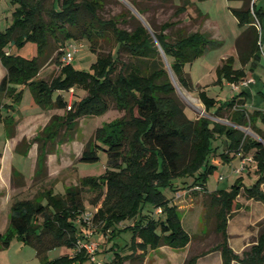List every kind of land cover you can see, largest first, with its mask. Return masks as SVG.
Returning <instances> with one entry per match:
<instances>
[{"label": "trees", "instance_id": "1", "mask_svg": "<svg viewBox=\"0 0 264 264\" xmlns=\"http://www.w3.org/2000/svg\"><path fill=\"white\" fill-rule=\"evenodd\" d=\"M8 1L14 5L12 22L0 31V60L6 69L0 80V121L4 124L5 135L11 137L14 134L17 121L13 115L1 113L2 108L14 109L21 99L22 89L15 84L28 86L34 102L40 107L64 110L62 115L53 114L33 137L38 142L35 178L46 173V155L51 152L47 142L54 141L61 129L64 130L63 138L70 139L80 117L105 113L109 101L124 114L96 127L80 154L79 161L94 163L103 151L107 158L103 173L82 176L78 184L66 186L63 193L49 187L33 198L13 201L7 227L0 233V245L7 246L10 235L16 234L35 248L42 264H75L88 259L85 251L50 260L45 258L50 249L58 246L74 248L76 241L85 236L84 223L79 220L76 224L75 220L86 210L82 192L87 187L95 193L89 202L93 206L92 221L99 231L102 234L109 231L110 239L126 233L120 238L121 247L113 243V255L106 264H125L137 250L141 251L134 257L142 263L150 248L163 244L185 246L191 235L184 229L176 205L171 201L174 195L167 197L163 188L174 191L182 188L180 183H186L185 180L178 184L173 180L186 176H192L188 182L190 186L204 188L207 175L215 166L209 161L216 148L213 141L222 136L227 142V151L221 153L226 162L235 153L253 150L256 178L246 186L240 175L226 188L209 193L215 207V229L222 236L212 249L221 251L222 264H231L233 259L246 264H264V231L242 257L229 247L226 232L227 217L241 190L248 198L264 201V191L260 188L264 183V131L256 124L257 120L264 123V111L254 109L249 112L246 109L244 90L222 101L210 97L199 87L197 95L205 110L213 109L212 114L218 117L226 112L231 123L206 116L190 118L175 93L162 58L163 55L169 60L178 83L192 91L195 85L185 65L218 46V41L200 29L185 32L182 28L170 40L165 32L173 26L170 21L161 23L153 32L139 22L131 30L118 27L112 19L103 22L96 19L98 25L93 21L81 23L83 12L90 15V20L97 18V10L104 0H51L48 6L46 0ZM179 1L175 15L191 5L190 0ZM242 1L241 7L231 8L239 25L246 26L235 42L241 67L234 68L233 57H227L216 68L217 83L223 79L238 82L245 77L244 66L251 58L257 60L260 56L255 20H260L261 13L254 3L251 6V0ZM139 11L143 12L140 8ZM99 27L110 30L118 53L120 50L128 52L133 59L130 63L118 66V56L97 53L96 42L103 37V29ZM78 38H85L96 53L88 70L75 69L71 63L61 62L63 47ZM50 39L59 49L55 59L59 72L50 79L39 78L40 67L50 56ZM26 40L37 43L36 54L31 58L5 50L10 42L22 44ZM248 68L253 70L254 64L249 63ZM71 88L73 93L67 108L69 97L65 94H69ZM259 93L264 98V91ZM241 126H251L262 139L245 134ZM25 140L23 138L22 142ZM29 146L27 143V148ZM12 176L20 178L22 174L13 170ZM196 257L191 256L187 264H194Z\"/></svg>", "mask_w": 264, "mask_h": 264}, {"label": "rangeland", "instance_id": "2", "mask_svg": "<svg viewBox=\"0 0 264 264\" xmlns=\"http://www.w3.org/2000/svg\"><path fill=\"white\" fill-rule=\"evenodd\" d=\"M190 2L191 5L186 11L175 15L174 11L176 5L180 4L179 0H135V2L132 0H104L103 6L97 10V18L90 20V15L83 12L80 21L81 23L93 21L95 25H98L99 22H97L96 19L101 22L112 19L116 22L118 27L127 30H131L139 22L145 24L150 32L158 29L161 23L170 21L173 22V26L165 31L169 34L170 40L175 38L179 28H182L185 32L200 29L208 34H212L214 40H217L218 36L221 37L222 34L226 39H230V35L234 31V25L233 22L229 20H227V22L225 20L221 0H217V2L216 0H190ZM45 3L48 6L51 4V0H46ZM195 7H197L204 15L209 14L208 20L202 14H199ZM139 8L143 10L142 13L139 11ZM13 10L14 5L10 1L0 0V31L5 30V28L11 24ZM209 20H214L216 22L209 23ZM99 28L103 29V37H100L98 42H96L97 53H110L115 58L118 56V66H121L122 63H130L133 59L128 52L120 50L118 53V45L116 44L114 36L110 30L107 27ZM75 41L79 45V48L73 55L74 58L71 61V65L75 69L88 70L90 69L91 63L95 60L96 53L91 50L90 44L85 38H78ZM214 49L218 51V54H221L222 47H216L210 50ZM5 50L8 53L31 58L36 54L37 43L33 40H26L22 44L10 42L6 45ZM234 50L235 51L231 52L236 54L237 57L236 47ZM58 51L59 49L56 47L52 39H50V56L41 65L37 75L39 78L50 79L59 72V67L57 63H55ZM224 51H226V48ZM207 53L205 52L206 55L197 57L191 64L185 65V69L190 74L192 82L195 85V88L192 91L183 88L178 83L169 65V60L163 55L162 58L164 66L175 87V93L182 101L184 110L190 118L196 119L200 116H206L212 120L230 124L231 122L227 119L226 112H223L222 116L218 117L212 114L213 109L206 111L203 103L197 95L199 85L196 83L200 82L204 85L210 82L213 77L215 78L214 70L222 60V58L218 56L215 61H213L215 56L214 53L209 54V56H207ZM259 61L261 64H264V56H262ZM5 72L6 69L0 60V80ZM213 81H211L209 83L211 85L206 88V92L210 97L225 101L239 92L234 91L231 86H226L225 83L223 84V88L215 86L216 88L214 89L212 88ZM15 86L22 89V95L20 101L16 103L15 108L10 110V113H13V116L17 120L14 126V138L12 137L5 140L4 124L0 122V161L3 162L4 160V163H6V167L0 171V233L6 227L7 212L9 206L14 200L33 198L39 191L49 187H52L55 192H63L66 186L78 184L79 179L82 176H100L107 166L105 153L100 151L99 160L94 163L79 161L80 154L96 127H99L106 122H110L124 114L123 110L116 108L113 101H109V108L105 113L99 116L80 117L77 120L76 128L70 139L63 138L64 130L61 129L59 135L54 141L47 142V148L51 149V152L46 155L45 174L40 175L38 178H35L34 174L31 178L24 174L20 178H14L12 173H8L10 172L9 169L11 164H13L20 172L25 173L31 166L30 161L32 156L33 158L35 156L33 168V171H35L38 142L34 141L33 137L46 125L53 114L62 115L64 113V110L61 108H44L45 117L41 114L33 117L34 113L40 106L34 104L30 88L21 84H15ZM78 92L81 93L80 91ZM69 94H65V96L69 97ZM4 101L8 100L4 99ZM6 113V109L2 110V115H5ZM26 115L32 116L25 117ZM257 125L262 131H264V123L259 121L257 122ZM241 130L247 135L262 139L251 126H241ZM65 133H67V131H65ZM21 136L26 140L20 142L19 137ZM60 138H63V140L60 141ZM27 143L30 144L28 155L21 152H15L12 156L6 155L9 153L10 147L18 150L20 147H26ZM213 145L216 148L209 156V161L215 166L212 172L207 175L205 181L208 190H215L218 184L229 186L234 179L240 175L243 177L244 184L246 186L250 185L254 180V176H256V167L254 166L255 163L252 157L253 150L243 153L226 162L221 155V153L227 151V142L225 138L222 136L218 137V139L213 141ZM229 155L232 154L230 153ZM241 163L243 166V169L239 172L241 174L231 175V168L239 167ZM220 176H223V178L219 179ZM181 180H185L186 183H180ZM191 180L192 176L175 178L173 181L177 184L180 183L183 187L176 189L180 193L179 197L171 199L176 205L180 218L186 220L184 226L191 235V240L188 242L190 251L184 252L186 253L184 259L182 258V252L177 251L178 253L175 254L174 252L171 257L169 255L163 256L164 261L167 264H187L188 259L191 256L196 255L197 257L194 264H199V262L200 264H222L221 251H213L219 249H212L221 241L222 236L221 233L215 229V207L210 202V192L204 191L203 189H197L195 187L197 185L190 186L188 182ZM260 188L264 191V183L260 185ZM163 192L170 198L175 195L176 191L166 187L163 188ZM94 195L95 193L87 187L83 190L82 198L86 211H92L93 206L89 201ZM235 201L236 205L232 208L230 215L227 217V242L229 237L232 242L236 241V246L240 245L242 241L244 244L241 249L236 248L234 243L232 248L228 243L233 252L239 257H242L244 251L248 250L254 240L257 239L258 235L264 231V201L248 198L243 190L238 194ZM158 209H160V207H158L157 210ZM80 217L75 220L76 224L81 220ZM189 220H191V222ZM94 224L95 223H93L91 227L93 233L90 240L97 244L94 253L95 260H90L89 256L88 259L75 264H106L112 258L114 249L112 250L111 247L113 246V243H115L117 247H121L122 245L120 238H124L126 233L117 236L116 239H110L109 231L102 234L101 231H99V228ZM229 231L231 234H229ZM195 232L199 234H194ZM202 242H204V245H202ZM74 252L75 250L72 247L58 246L50 249L45 258L50 260L63 255H73ZM217 253L220 255L218 256L219 260H211L217 255ZM155 259H157L156 256L154 258H148L145 260L144 264H153ZM0 264H42V260L37 256L36 250L32 245L24 243L16 234H11L8 245L5 247L0 245ZM231 264L246 263L233 259L231 260Z\"/></svg>", "mask_w": 264, "mask_h": 264}, {"label": "crops", "instance_id": "3", "mask_svg": "<svg viewBox=\"0 0 264 264\" xmlns=\"http://www.w3.org/2000/svg\"><path fill=\"white\" fill-rule=\"evenodd\" d=\"M222 2V4H223V8H222V10H223V13H224V17H225V20L227 21V20H229V21H231V22H233V25H234V31H233V33H231V35H230V39L228 40V39H226L225 38V36H223V34L221 35V37H219L218 36V38H217V40H218V46H215V48L217 47V48H220V47H222V49H221V54H218V51H216L215 49L214 50H210V51H208V55L207 56H209V54H213L214 53V60L213 61H215V59H216V57H218V56H220L221 58H222V60H221V62H220V64L222 63V61L224 60V59H226L227 57H233V59H234V62H233V67L234 68H239V67H241V63H240V61H239V59H238V55H237V57H236V54H234V53H232L231 51H235L234 49H235V47H236V45H235V42H236V39H237V37L239 36V34L244 30V28L246 27L245 25H243V26H241V25H239V23H238V21H237V18L235 17V15L233 14V12L231 11V8H239V7H241V5H242V3H243V1L242 0H221ZM216 2H217V0H216ZM255 4V8L257 9V10H259V12L261 13V17H260V20H257V22H258V24H259V36H258V40H260V43H261V49H260V56H259V59H257V60H254V59H250V62H248L245 66H244V69H245V71H246V74H245V77H252L253 79H254V82L252 83V84H250V85H248L247 87H244V88H241L240 89V91L241 90H244L245 92H246V94H245V96H246V104H245V107H246V109L249 111V112H251V111H253L254 109H258V110H262V111H264V98H262L261 97V95H260V93H259V91H264V64H261L260 63V58L262 57V56H264V0H251V6H252V4ZM196 8V10H197V12H200L207 20H208V15L209 14H206V15H204L201 11H199L198 10V8L197 7H195ZM207 13H209V12H207ZM251 13L254 15V13H253V11L251 10ZM255 16V15H254ZM210 22H216V21H214V20H209V23ZM228 22V21H227ZM205 32V31H204ZM211 37H213V35L212 34H209ZM225 48H226V51H224L225 50ZM212 49V48H211ZM224 49V50H223ZM212 51V52H211ZM223 51V52H222ZM227 53V54H226ZM238 54V53H237ZM203 55H206L205 53L203 54ZM253 63L254 64V69L253 70H251V69H249L248 68V65H249V63ZM220 64H218L217 66H216V68L220 65ZM238 64V65H237ZM216 68H215V70H214V72H215V78L213 79H211V81H213L214 83L212 84V88H216L215 86H220V87H222L223 88V84L225 83V85L227 86H230V82H228V81H226L225 79H223L222 80V82L221 83H217L216 81H217V74H216ZM210 81V82H211ZM210 82H208V83H206V84H201L200 82H197L196 84H198L199 85V87H201L202 89H204L205 91H207L206 90V88H207V86H209V85H211V84H209ZM55 93H57V91L55 92ZM64 93V92H63ZM207 93V92H206ZM65 94V93H64ZM67 94V93H66ZM208 94V93H207ZM33 102H34V100H33ZM34 104H36L35 102H34ZM2 110H5L4 108H2L1 109V113H2ZM7 111V113L5 114V115H7V114H11V115H13V113H10V110H6ZM38 114H41L42 116H44L45 117V113H44V108H42V107H39L38 109H37V111L34 113V115H33V117L35 116V115H38ZM4 116V115H3ZM32 115H30V116H25V117H31ZM14 117V116H13ZM15 118V117H14ZM47 119V118H46ZM260 120H257V122H259ZM0 122H2V121H0ZM257 122H256V124H257ZM261 122V121H260ZM3 123V122H2ZM262 123V122H261ZM258 126V125H257ZM4 130H5V128H4ZM14 138V134L11 136V137H7L6 135H5V140H7V139H10V138ZM22 137V136H21ZM19 137L20 138V142H22V139L24 138V137ZM22 144V143H21ZM30 147V146H29ZM28 147V148H29ZM27 148V146L26 147H24V148H18V150H15L14 148L12 149L11 147H10V150H9V153H7L6 155L7 156H9V155H14V153L15 152H21V153H23V154H26V155H28V149ZM27 149V150H26ZM25 150H26V152H25ZM241 154L240 153H235V155H234V157H237V156H240ZM7 156H6V159H7ZM32 156V155H31ZM233 157V158H234ZM6 159H5V162H6ZM11 159H12V157H11ZM34 160H35V156H34V158H33V156H32V159H31V161H30V164H31V166H30V168L28 169V171L27 172H25V173H22V172H20L18 169H16L15 167H14V165L13 164H11V167H10V172H8L9 174H11L12 173V171L14 170L15 172H20L22 175L24 174L25 176L27 175L28 177H32L33 176V168H34ZM240 162H241V160H240ZM255 166V165H254ZM4 167H6V163H4V160H3V162L2 161H0V171H2V169L4 168ZM231 170H232V168H231ZM235 174H241V173H235V172H232L231 173V175H235ZM256 178V176H254V178L253 179H255ZM224 180V179H223ZM222 180V181H223ZM254 181V180H253ZM252 181V182H253ZM262 185V184H261ZM65 187V186H64ZM227 187V185H219L218 184V186H217V188L216 189H224V188H226ZM203 190L204 191H207V192H211L210 190H208V188H207V186H206V184L204 185V188H203ZM55 192V191H54ZM64 192V191H63ZM63 192H58V193H63ZM176 192H178L177 190H176ZM184 193V192H183ZM17 200V199H16ZM15 201V200H14ZM11 206V205H10ZM10 206H9V209H10ZM235 207V206H234ZM9 209H8V212H7V224H8V218H9ZM181 219V218H180ZM185 221L186 220H182L181 219V223H182V225H183V227H184V229L187 231V229L185 228ZM190 222H191V220H189ZM7 224H6V227H7ZM6 227H5V229H6ZM4 229V230H5ZM4 230L1 232V233H3L4 232ZM188 232V231H187ZM189 233V232H188ZM194 234H199V233H197V232H195ZM229 234H231L230 233V231H229ZM190 235V234H189ZM203 235V234H202ZM191 240V239H190ZM190 240H189V242H190ZM236 242V241H235ZM235 242H232V240H231V238L229 237V240H228V243H229V245L233 248V243H234V245L236 246V243ZM243 242L241 241V243H240V245H237L236 246V248H238V249H241L242 248V246H243ZM202 245H204V242H202ZM190 246H189V244L187 243L185 246H183V247H180V248H172V247H170V246H168V245H160V246H157V247H155V248H150V249H148V252L146 253V255H145V257H144V260L142 261V263H140L139 262V260L137 259V258H135L134 256H136V255H138L139 253H140V251L141 250H137V252L134 254V256L133 257H131V258H128L126 261H125V264H144V262H145V260H147L148 258H154L155 256L157 257V259H155V262L153 263V264H167L165 261H164V258H163V256H173V254H174V252H175V254L176 253H178V252H182V258L184 259V257L186 256V253H184V252H187V251H190V248H189ZM163 251V252H162ZM178 251V252H177ZM213 251H220V250H213ZM160 252H162V253H160ZM218 256H220L219 255V253H217V255L216 256H214V258L213 259H211V260H214V261H216V260H219L218 258ZM210 260V261H211ZM208 261V260H207ZM199 264H200V262H199Z\"/></svg>", "mask_w": 264, "mask_h": 264}, {"label": "built area", "instance_id": "4", "mask_svg": "<svg viewBox=\"0 0 264 264\" xmlns=\"http://www.w3.org/2000/svg\"><path fill=\"white\" fill-rule=\"evenodd\" d=\"M255 25L259 30V24L257 22V20H255ZM258 45L261 49V43L260 40H258ZM79 48V45L77 44L76 41L71 40L69 42L66 43V45L63 47L62 51V56H61V62L63 64H69L71 63V61L74 58V54L77 52ZM254 82V79L252 77H243L241 80H239L238 82H230V86L234 91H240L241 88L247 87L248 85L252 84ZM70 94H69V98H68V105L67 108L70 107V103H71V98H72V92L73 89L71 88L69 90ZM243 169L242 163L240 164L239 167H234L232 168V172L235 173H239L241 172V170ZM223 176H220L219 179H222ZM197 189H203L201 185H197L195 186ZM180 193L179 192H175L174 197H179ZM158 212H160V209L157 210ZM93 211H84L81 214V221L84 223L85 225V236L83 238H80L76 241L75 245H74V250L75 251H80V250H84L89 256H90V260H95V250L97 248V244L90 240V237L93 233V231H91V227L93 225ZM90 229V230H89Z\"/></svg>", "mask_w": 264, "mask_h": 264}, {"label": "water", "instance_id": "5", "mask_svg": "<svg viewBox=\"0 0 264 264\" xmlns=\"http://www.w3.org/2000/svg\"><path fill=\"white\" fill-rule=\"evenodd\" d=\"M159 49H160V51H162L161 48H159Z\"/></svg>", "mask_w": 264, "mask_h": 264}, {"label": "bare ground", "instance_id": "6", "mask_svg": "<svg viewBox=\"0 0 264 264\" xmlns=\"http://www.w3.org/2000/svg\"><path fill=\"white\" fill-rule=\"evenodd\" d=\"M140 16V15H139ZM141 18V17H140Z\"/></svg>", "mask_w": 264, "mask_h": 264}]
</instances>
